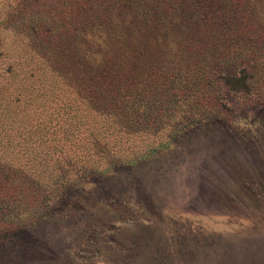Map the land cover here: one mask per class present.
Listing matches in <instances>:
<instances>
[{"label":"trees","instance_id":"trees-1","mask_svg":"<svg viewBox=\"0 0 264 264\" xmlns=\"http://www.w3.org/2000/svg\"><path fill=\"white\" fill-rule=\"evenodd\" d=\"M18 2L41 63L0 102V235L70 216L94 178L264 84L262 0Z\"/></svg>","mask_w":264,"mask_h":264},{"label":"rangeland","instance_id":"rangeland-1","mask_svg":"<svg viewBox=\"0 0 264 264\" xmlns=\"http://www.w3.org/2000/svg\"><path fill=\"white\" fill-rule=\"evenodd\" d=\"M18 1L0 0L2 103L41 63ZM220 116L94 178L70 216L0 235V264H264V84Z\"/></svg>","mask_w":264,"mask_h":264}]
</instances>
